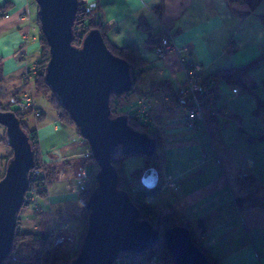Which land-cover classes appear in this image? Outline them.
<instances>
[{
	"label": "crops",
	"instance_id": "0c3cea01",
	"mask_svg": "<svg viewBox=\"0 0 264 264\" xmlns=\"http://www.w3.org/2000/svg\"><path fill=\"white\" fill-rule=\"evenodd\" d=\"M83 1L91 19L104 28L108 42L117 47L136 45L144 62L136 72L131 94L120 103L127 116H137L160 139L155 162L157 190L150 198L153 211L187 224L196 243L216 264H264V62L241 78L242 86L217 81L218 107L223 114L206 116L194 129L185 126L184 110L168 102L169 95L184 84L181 60L210 77L246 66L264 54V0ZM26 14L32 21L30 28L23 19ZM36 18L33 0H0L2 105L19 100L24 91V68L40 61L37 42H30L25 63L17 58L25 32L41 36ZM141 18L150 26L149 33L138 29ZM159 33L171 35L175 47L183 52L160 60L156 47L146 43L149 36ZM142 98L152 110L149 123L138 114ZM48 108L49 119L45 115L41 122L35 118L27 121L36 130L51 183L46 196L34 208L25 209L33 229L25 232L56 229L74 246L84 231L76 186L83 150L75 142V130L60 124ZM2 147L6 146L0 134V176L9 155V149ZM145 169L141 156L123 162L122 175L131 189L141 188L133 175ZM167 179L175 183V189L161 188Z\"/></svg>",
	"mask_w": 264,
	"mask_h": 264
},
{
	"label": "water",
	"instance_id": "95a60500",
	"mask_svg": "<svg viewBox=\"0 0 264 264\" xmlns=\"http://www.w3.org/2000/svg\"><path fill=\"white\" fill-rule=\"evenodd\" d=\"M41 34L48 47L43 79L60 106L69 114L79 137L88 144L97 165L96 187L86 201L87 228L77 256L70 264H113L122 252L142 254L159 240V231L140 220L128 192L118 188V173L112 165L117 150L123 156L152 158L156 142L134 130L128 116H113L110 96L132 89L129 65L107 48L99 30H90L81 46L72 45L73 22L78 0H34ZM7 147L12 152L0 179V264L10 255L29 187L34 151L29 136L11 111H0ZM154 168L143 171L140 184L157 187ZM166 250L175 264H212L192 242L187 228L174 226L163 231Z\"/></svg>",
	"mask_w": 264,
	"mask_h": 264
},
{
	"label": "trees",
	"instance_id": "16d2710c",
	"mask_svg": "<svg viewBox=\"0 0 264 264\" xmlns=\"http://www.w3.org/2000/svg\"><path fill=\"white\" fill-rule=\"evenodd\" d=\"M35 23L37 24L40 30L38 18H36ZM262 24L264 25V20H262ZM137 27L139 30H141L144 33H149L151 30L150 26L142 18L139 19L137 23ZM94 29L100 31L109 51L114 56L124 60L129 65L131 77H132V83L134 84L136 81V72L142 69V67L144 66V62L141 59L139 49L134 44H129L123 47H117V46L111 45L107 40L106 33L102 25L91 19V12L87 4L83 0H78L77 12L75 14L73 27H72V30H73L72 45L75 47H80L84 36L90 30H94ZM40 34H41V31H40ZM165 36H166L165 33H159L154 36H149L146 43L148 45L158 47L160 46L161 41ZM39 45H40L41 58H40V61L36 64L37 69H38V74L35 80V92L41 95L46 100L47 104L53 109L56 120L60 124H62L65 127L72 126L75 128V125L71 121L69 114L60 106L57 99L55 98L51 90L46 86L44 82L43 74H44L45 65L48 61V47H47V44L42 34L39 39ZM263 62H264V54L246 66L235 68V69H230V70L218 71L210 77H204L203 80L205 82H209L210 80H214L215 82L222 81L230 85L238 84L242 86L241 78L244 75H246L250 69L256 67L258 64L263 63ZM155 87L156 86H153V88ZM131 92H132V89L130 90L129 93L124 94L122 96H113V95L110 96L109 107H110V111L113 116L125 114L121 110L120 100L128 96L129 94H131ZM14 101H15L14 102L15 104H19V109L12 111L10 104L2 105L0 103V111L13 112L16 115V117L19 119L21 128L29 136V141L34 151V165H33V169L29 172V184H31V182L33 181V178H35L36 176H38L39 174L43 172L41 165H40V153L38 149L37 134H36V130L31 129L28 126L27 117L32 115L31 111H21L19 100L14 99ZM37 110L39 111L40 115L38 118H36V120L41 122L43 118L45 117V113L39 108H37ZM128 123L134 130L143 132L149 135L152 139H154V141L156 142L157 149L159 148L160 139H159L157 132H152L149 126L140 123L137 116H128ZM75 131H76V135L79 136L77 129ZM2 142L7 147L5 129L2 134ZM11 157H12V152L7 158L6 164ZM127 158L128 157L123 156L121 154L120 150H117L116 154L114 155L112 159V165L114 166V168L116 169L118 173V180H119L118 188L128 192L131 201L133 202V204L139 211L140 220H146L150 222L153 225V227L158 229L159 231L158 242L150 249L145 250L141 255L142 256H152V255L157 254L164 261V264H175L172 256L166 250L164 238H163V231L167 228H171L174 226H182L188 229L191 235L193 244L197 246L198 248H200V250L204 253L208 261L212 264H216L215 261L209 256V254L196 243L193 233L187 224L179 223L173 215L162 216V215H157L153 211V208L150 205V198L157 190V187L154 188L153 190H147L143 188L142 186L141 188L136 189V190H133L130 188L129 181L127 180L125 176L122 175L123 162ZM156 160H157L156 153L152 158L145 159L146 169L154 168L157 170V165L155 163ZM90 161L94 164V168L96 171L97 165L95 164L92 158L90 159ZM84 162L85 161H82L81 164H83ZM44 170L47 174V178L51 181L50 173L45 169V167H44ZM96 172H94V175L96 174ZM142 174H143V171L136 172L133 175V181L140 184V179H141ZM92 184H93L92 189L87 191L86 188H81L79 192V198L83 202L82 207H83V220H84V231H83L84 235H85L86 228H87V217L89 214V212L85 209V204L92 190L96 187V182L93 181ZM24 207L25 205H23L21 211L24 209ZM18 225H19V215H18V223H17V227L15 230V236L13 240L11 253L2 264H70V262L77 256L80 245L84 238V235L81 236V241L78 245L77 251L73 252L72 254H68L64 252V249H63V246L67 242V239L64 238L63 236H59L58 233H55V232H48V233L21 232L19 230ZM132 254L136 255L135 253H132Z\"/></svg>",
	"mask_w": 264,
	"mask_h": 264
},
{
	"label": "built area",
	"instance_id": "2783aa9c",
	"mask_svg": "<svg viewBox=\"0 0 264 264\" xmlns=\"http://www.w3.org/2000/svg\"><path fill=\"white\" fill-rule=\"evenodd\" d=\"M23 19L26 21L28 28H30L32 21L29 15H24ZM39 39L40 36H34L30 31L22 35L17 54L19 62L25 63L30 42L39 43ZM173 52L182 53L183 50L179 51L173 43L172 36L166 34L160 46L156 47V53L160 60H164L168 54ZM181 65L184 73V84L175 94L169 95L168 102L173 106H180L184 110L185 126L189 129H194L204 123L206 116L211 118L218 117L223 112L218 107L216 82L214 80L205 82L199 67L188 68L184 65V60H181ZM37 74L38 69L35 63L27 65L24 68L21 75L24 91L19 98L21 111H31L35 119L40 115L35 104V80ZM138 114L142 116L145 123H149L153 119L150 105L145 104L144 98L140 100ZM75 142L83 150L79 155L81 159L83 161H90L92 155L86 141L77 136ZM40 165L43 172L33 178L24 197L23 205L26 208H34L46 196L48 185L50 184V180L47 178L44 170L45 163L42 159L40 160ZM77 180L80 188H84V185L87 186L89 182L95 181L91 166L81 164ZM161 188L175 189V183L167 179L162 183ZM113 264H164V261L157 254L142 256L141 254L133 255L130 252H122Z\"/></svg>",
	"mask_w": 264,
	"mask_h": 264
},
{
	"label": "rangeland",
	"instance_id": "374dc122",
	"mask_svg": "<svg viewBox=\"0 0 264 264\" xmlns=\"http://www.w3.org/2000/svg\"><path fill=\"white\" fill-rule=\"evenodd\" d=\"M35 104H36V107H38V108H40V107H42L41 109H43L44 110V112H45V115H46V118L47 119H49L48 117H49V112L51 113V111H50V109L48 108V104H47V102H46V100L41 96V95H39V94H37L36 92H35ZM11 105V110L12 111H15V110H17V109H19V104H10ZM46 108H48L47 109V111H45L46 110ZM49 110V111H48ZM32 118H33V116L32 115H30L29 116V119L27 120V121H29V122H31V120H32ZM28 122V126L30 125V123ZM65 127V126H64ZM70 128H72L73 130H76L74 127H70ZM3 132H4V129L2 128V127H0V134H3ZM76 132V131H75ZM5 146V145H4ZM3 148V150H5L6 149V147H2ZM9 149V148H8ZM9 155L11 154V150L9 149ZM9 155H8V157H9ZM7 157V158H8ZM131 157H134V156H131ZM7 158L5 159V161H4V165H3V173L1 174V176H0V178L3 176V174H4V170H5V165H6V161H7ZM40 160H41V157H40ZM83 164H85V165H88V166H91V168H92V172L94 173V172H96L97 170H98V168H96V171H95V168H94V164L91 162V161H85ZM81 166V165H80ZM78 173H79V169H78V172H77V175H78ZM50 183H51V181H50ZM76 183H77V190H78V193L80 192V190H81V188L79 187V183H78V180H77V176H76ZM92 183L91 182H89L88 183V185L87 186H85L84 185V188H86V190L88 191V190H90V189H92ZM83 202L81 201V199L79 198V204L77 205V211H83V204H82ZM25 209H29V208H26V206L24 207V209L21 211V213L19 214V230L21 231V232H25V231H27V230H33L31 227H29V226H31L30 225V222L28 221V217H27V215L25 214ZM76 209V208H75ZM49 227H50V225H49ZM52 232H55V233H60V232H57V230L55 229L54 231H52ZM65 233H62V235H64ZM84 235V232H82V235L81 236H83ZM61 236V235H60ZM81 236H80V239L77 241V243L74 245V246H70L67 242L64 244V246H63V249H64V252H66V253H68V254H72L73 252H75V251H77V249H78V245H79V243H80V241H81ZM26 249V248H25ZM70 249V250H69ZM68 250H69V252H68Z\"/></svg>",
	"mask_w": 264,
	"mask_h": 264
}]
</instances>
